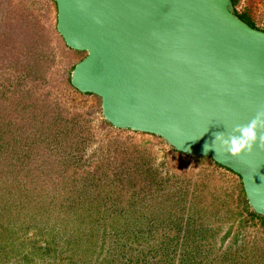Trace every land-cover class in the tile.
I'll list each match as a JSON object with an SVG mask.
<instances>
[{"label": "rangeland", "instance_id": "rangeland-1", "mask_svg": "<svg viewBox=\"0 0 264 264\" xmlns=\"http://www.w3.org/2000/svg\"><path fill=\"white\" fill-rule=\"evenodd\" d=\"M240 10L264 30V0ZM54 26L50 0H0V264H264L239 178L104 125Z\"/></svg>", "mask_w": 264, "mask_h": 264}, {"label": "water", "instance_id": "water-1", "mask_svg": "<svg viewBox=\"0 0 264 264\" xmlns=\"http://www.w3.org/2000/svg\"><path fill=\"white\" fill-rule=\"evenodd\" d=\"M52 1L64 44L85 52L70 85L99 98L104 121L209 157L238 175L249 209L264 216V149L204 151L264 112V30L239 16L240 0Z\"/></svg>", "mask_w": 264, "mask_h": 264}, {"label": "clouds", "instance_id": "clouds-1", "mask_svg": "<svg viewBox=\"0 0 264 264\" xmlns=\"http://www.w3.org/2000/svg\"><path fill=\"white\" fill-rule=\"evenodd\" d=\"M217 144L233 157L239 156L241 153H251L253 146L264 149V112L257 113L256 117L246 126L233 128L227 138L223 132L216 133L211 144L205 143L204 151L212 150L216 154L215 145Z\"/></svg>", "mask_w": 264, "mask_h": 264}, {"label": "trees", "instance_id": "trees-1", "mask_svg": "<svg viewBox=\"0 0 264 264\" xmlns=\"http://www.w3.org/2000/svg\"><path fill=\"white\" fill-rule=\"evenodd\" d=\"M50 1H52V0H50ZM52 2H53V4H54V6H55L54 1H52ZM238 12H239V16H240L245 22H247L249 25L255 27L254 21H253V19L251 18L250 14H249V12H248L247 10H244V11H243V10H240V11H238ZM55 21H56V6H55ZM16 23H17V22H16ZM54 31H55V34L57 35V38H59V39L61 40V43H62L63 47H64L65 49L69 50V51H73V52H75L74 50L68 48V47L64 44L62 38H61L60 35L57 33L55 26H54ZM4 33H5V32H4ZM4 33H3V34H4ZM3 34H2V37H1L2 39L6 37V36L3 35ZM36 42H37V41H36ZM73 66H74V65H73ZM73 66H72V67H73ZM65 78H66L65 81L67 82L69 88H70L71 90L75 91L77 94H79V95H81V96H95V95H93V94H88V93H87V94H84V93H80V92H78L76 89H74V88L70 85V82H69V73H67V75H66ZM95 97H97V96H95ZM97 98H98V97H97ZM102 122H103L104 125H106V126H108V127H110V128H113V127H111L109 124H107V123L104 121V119H102ZM115 129H117V128H115ZM119 130H121V129H119ZM171 150L174 151V152H177V151L173 150L172 148H171ZM177 153H179V152H177ZM179 154H182V153H179ZM182 155H185V154H182ZM185 156H188V155H185ZM195 158H198V159H199V158H200V159H202V158L208 159V160H210V161L213 163V166L218 167V168H223V169L227 170L228 172H230V173L236 175L235 173L231 172L230 170H228V169H226V168H224V167L218 165L217 163H215L214 161H212V159H210L209 157H195ZM236 176L238 177V175H236ZM238 178H239V177H238ZM239 180H240V178H239ZM239 184H240V192L242 193L243 201H244V203H245L244 211L246 212V215H247L250 219L255 220V221H258V222L264 224V216H259V215L255 214L254 212H252V211L249 209L248 204H247V201H246L245 196H244V193H243V189H242L241 181H240Z\"/></svg>", "mask_w": 264, "mask_h": 264}]
</instances>
